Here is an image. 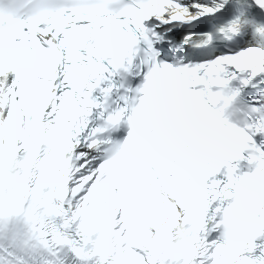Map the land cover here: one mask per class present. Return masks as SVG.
Wrapping results in <instances>:
<instances>
[{"label":"snow or ice","instance_id":"snow-or-ice-1","mask_svg":"<svg viewBox=\"0 0 264 264\" xmlns=\"http://www.w3.org/2000/svg\"><path fill=\"white\" fill-rule=\"evenodd\" d=\"M0 264H264V0H0Z\"/></svg>","mask_w":264,"mask_h":264}]
</instances>
